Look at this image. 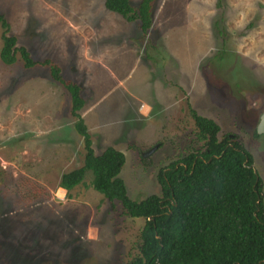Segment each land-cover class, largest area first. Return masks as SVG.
<instances>
[{
    "label": "rangeland",
    "instance_id": "1",
    "mask_svg": "<svg viewBox=\"0 0 264 264\" xmlns=\"http://www.w3.org/2000/svg\"><path fill=\"white\" fill-rule=\"evenodd\" d=\"M0 14L16 45L34 61H53L66 80H81L97 48L102 133L92 148L124 154L118 176L130 199L158 195V170L196 147L190 106L217 123L218 137L237 135L264 204V0H157L143 40L137 22L105 10L103 0H0ZM112 46L125 60H108ZM142 101L153 105L147 117L136 115ZM70 107L47 66L24 68L19 53L11 65L0 60V264H128L137 254L144 220L93 190L90 171L70 198L58 187L62 173L82 165Z\"/></svg>",
    "mask_w": 264,
    "mask_h": 264
},
{
    "label": "trees",
    "instance_id": "2",
    "mask_svg": "<svg viewBox=\"0 0 264 264\" xmlns=\"http://www.w3.org/2000/svg\"><path fill=\"white\" fill-rule=\"evenodd\" d=\"M156 3L103 0L105 10L127 22H137L142 40L153 25ZM219 25L220 19L214 27L223 35ZM0 27V60L11 65L19 53L24 68L47 66L52 81L70 97V115L82 140L83 158L81 166L61 174L58 187L70 198V191L90 171L93 190L110 203L117 201L126 216L144 220L138 233L137 254L128 264H264L262 182L252 166L251 154L237 135L218 137L217 123L189 106L196 147L190 146L185 155L158 170V195L132 200L118 176L125 163L124 154L112 146L99 154L92 148L79 114L84 105L79 85L64 79L60 66L50 59L32 60L27 49L17 46L15 37L7 34L9 25L2 14Z\"/></svg>",
    "mask_w": 264,
    "mask_h": 264
},
{
    "label": "crops",
    "instance_id": "3",
    "mask_svg": "<svg viewBox=\"0 0 264 264\" xmlns=\"http://www.w3.org/2000/svg\"><path fill=\"white\" fill-rule=\"evenodd\" d=\"M94 44H95V47H97V40L94 42ZM105 52L107 53V57L109 58L108 60H113L115 61L114 63L116 64L120 63L122 60H125L122 58L121 53L118 52L117 47H113L112 49H110L109 52L107 51ZM91 53H93L92 55L95 56L94 57L95 59H93V66H88L85 68L83 72H80L79 76L81 80L80 81L74 80V82L77 83L80 87V93L84 101V105L82 109L80 110V112L84 111L88 115L87 118H84V122L87 128V132L89 133L91 137L92 145H93V139L95 138L97 140V136H99V134L102 133V130L97 131V128L100 129L102 125H97V92H98L97 48L96 50H93ZM73 65H76V64H73ZM91 67H93V69H91ZM99 68L101 70L102 69L107 70V69H110L111 67L107 68L106 65H101ZM90 106L92 107V109L88 110ZM152 108H153V105L147 103L146 101L139 102V104L136 106V109H137L136 115L147 117L151 114ZM30 130H38L37 120H35L33 117L30 118ZM126 136L127 135L125 134V137Z\"/></svg>",
    "mask_w": 264,
    "mask_h": 264
},
{
    "label": "water",
    "instance_id": "4",
    "mask_svg": "<svg viewBox=\"0 0 264 264\" xmlns=\"http://www.w3.org/2000/svg\"><path fill=\"white\" fill-rule=\"evenodd\" d=\"M264 131V114L261 116V120L259 125L257 126V132L261 133ZM157 147V145L153 146L152 148H150L149 150H147L146 152H142L141 156L144 158L147 155H149L153 150H155V148Z\"/></svg>",
    "mask_w": 264,
    "mask_h": 264
},
{
    "label": "flooded vegetation",
    "instance_id": "5",
    "mask_svg": "<svg viewBox=\"0 0 264 264\" xmlns=\"http://www.w3.org/2000/svg\"><path fill=\"white\" fill-rule=\"evenodd\" d=\"M263 115V114H262Z\"/></svg>",
    "mask_w": 264,
    "mask_h": 264
}]
</instances>
